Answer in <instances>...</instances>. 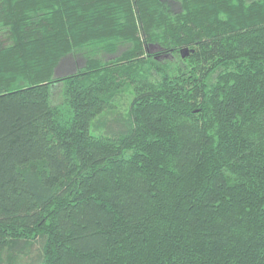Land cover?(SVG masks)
<instances>
[{"label":"trees","instance_id":"16d2710c","mask_svg":"<svg viewBox=\"0 0 264 264\" xmlns=\"http://www.w3.org/2000/svg\"><path fill=\"white\" fill-rule=\"evenodd\" d=\"M0 264H264V0H0Z\"/></svg>","mask_w":264,"mask_h":264},{"label":"rangeland","instance_id":"374dc122","mask_svg":"<svg viewBox=\"0 0 264 264\" xmlns=\"http://www.w3.org/2000/svg\"><path fill=\"white\" fill-rule=\"evenodd\" d=\"M156 46L153 44L150 46V49H154ZM75 58L74 57H65L64 60L61 62V64L55 69L54 75H61L66 72H70L74 69L75 66ZM126 94H130V92H126ZM52 95L54 101H61L63 98V91L61 87V83H54L52 85ZM127 98L121 99L122 106L127 103ZM121 105L115 108L117 109L118 113H113V112H103L102 114L104 117L98 115L95 117L91 123V131L94 133H108L109 128H113L114 125H117L116 121H119L120 117V111L123 113L126 112Z\"/></svg>","mask_w":264,"mask_h":264},{"label":"water","instance_id":"95a60500","mask_svg":"<svg viewBox=\"0 0 264 264\" xmlns=\"http://www.w3.org/2000/svg\"><path fill=\"white\" fill-rule=\"evenodd\" d=\"M188 52L189 51H188V47L187 46L182 49V54L183 55H186Z\"/></svg>","mask_w":264,"mask_h":264}]
</instances>
